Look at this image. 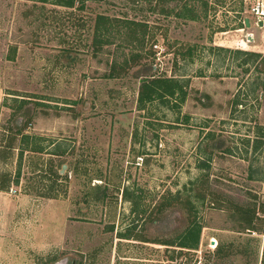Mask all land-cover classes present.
Returning a JSON list of instances; mask_svg holds the SVG:
<instances>
[{
    "label": "rangeland",
    "instance_id": "374dc122",
    "mask_svg": "<svg viewBox=\"0 0 264 264\" xmlns=\"http://www.w3.org/2000/svg\"><path fill=\"white\" fill-rule=\"evenodd\" d=\"M257 5L0 0V264H264Z\"/></svg>",
    "mask_w": 264,
    "mask_h": 264
},
{
    "label": "trees",
    "instance_id": "16d2710c",
    "mask_svg": "<svg viewBox=\"0 0 264 264\" xmlns=\"http://www.w3.org/2000/svg\"><path fill=\"white\" fill-rule=\"evenodd\" d=\"M42 3H48L53 2L54 4H57L59 6L63 7H69L72 8L75 6V3L78 1L82 4H84L87 0H39ZM104 19L100 17L99 22ZM245 22V20H244ZM183 89L179 88V81L176 79H162V78H155V77H147L143 80L142 89L140 92V103L146 102V101H155L158 99L168 100L170 97H175L182 93ZM30 137L29 135H23L22 136V142L26 143V140H28ZM24 149H19V168L16 175V178L14 180L15 186H18L19 184V178H20V169H21V162L23 157ZM253 218L250 219L249 228L247 230H253L252 227ZM200 232L201 227L197 224H191L190 227H188L183 235H182V242L181 246L184 248H197L199 244V238H200ZM191 242V243H189Z\"/></svg>",
    "mask_w": 264,
    "mask_h": 264
},
{
    "label": "built area",
    "instance_id": "2783aa9c",
    "mask_svg": "<svg viewBox=\"0 0 264 264\" xmlns=\"http://www.w3.org/2000/svg\"><path fill=\"white\" fill-rule=\"evenodd\" d=\"M253 13L256 17V25L264 29V5H257L253 8ZM262 23V26H260Z\"/></svg>",
    "mask_w": 264,
    "mask_h": 264
},
{
    "label": "water",
    "instance_id": "95a60500",
    "mask_svg": "<svg viewBox=\"0 0 264 264\" xmlns=\"http://www.w3.org/2000/svg\"><path fill=\"white\" fill-rule=\"evenodd\" d=\"M245 24H246V27H250V21H249V19H246L245 20ZM260 26H262V23H260ZM248 39L250 40V41H252L253 40V35L252 34H250L249 35V37H248Z\"/></svg>",
    "mask_w": 264,
    "mask_h": 264
},
{
    "label": "crops",
    "instance_id": "0c3cea01",
    "mask_svg": "<svg viewBox=\"0 0 264 264\" xmlns=\"http://www.w3.org/2000/svg\"><path fill=\"white\" fill-rule=\"evenodd\" d=\"M259 27V26H258ZM259 28H261V27H259ZM254 39H255V36H254Z\"/></svg>",
    "mask_w": 264,
    "mask_h": 264
}]
</instances>
